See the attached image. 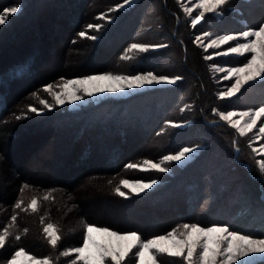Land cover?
<instances>
[{"label": "trees", "instance_id": "1", "mask_svg": "<svg viewBox=\"0 0 264 264\" xmlns=\"http://www.w3.org/2000/svg\"><path fill=\"white\" fill-rule=\"evenodd\" d=\"M39 1L45 7L39 8L38 0H0V14L5 8H19L0 24V234L7 228L0 264H7L20 248L36 258H49L51 264H73L74 256L61 253L82 244L89 224L121 230L120 225L130 222L129 230L143 238L190 223L228 225L240 233L254 229L250 222L256 213L252 210L258 204L264 209L263 177L240 136L218 116L220 98L215 95L208 62L190 31L180 24L174 1L143 0L138 6L111 12L123 0H72L70 15L61 25L66 43L57 47L59 66L47 77L37 71V65L38 58L45 57L40 50L44 52L51 41H42L43 33L37 40L35 35L41 28L47 30L51 23L47 12L64 0ZM148 5L159 18L149 25L142 10ZM139 6L142 8L137 9ZM263 14L253 16L257 19ZM90 24L102 27L79 35ZM93 36L97 38L91 39ZM144 37L149 41H142ZM14 38L22 40L12 43ZM138 42L166 47L129 52L130 45ZM102 51L108 60L83 74L119 69L129 75L152 72L180 79L173 85L74 110L56 109L61 107L50 101L55 109L50 115L29 111L31 107L44 110L40 103L43 88L82 75L76 74L75 65L83 56ZM169 54L175 56L173 62L168 61ZM125 55L130 58L124 59ZM15 82H19L18 88ZM242 106L248 108L250 103ZM138 121L146 125L138 129ZM176 124L182 125L174 127ZM136 130L141 143L131 147L127 140ZM62 138L64 149L56 168L41 155L46 145ZM99 146L105 147L106 154L96 162L93 154ZM184 147L196 148L197 153L182 166L170 165L167 172L127 167L145 160L159 161ZM43 168L48 170L38 172ZM125 178L156 183L139 194L120 196L116 189L121 190L120 180ZM33 198L37 200L35 212L29 207ZM18 201L20 208L15 207ZM102 202L113 211L115 206H133L141 215L133 218L134 213L124 216L121 211L115 213L112 223L93 220ZM70 215L77 221L76 229H66ZM12 216L17 219L13 221ZM47 224L54 225L61 237L55 247L43 232Z\"/></svg>", "mask_w": 264, "mask_h": 264}, {"label": "snow or ice", "instance_id": "2", "mask_svg": "<svg viewBox=\"0 0 264 264\" xmlns=\"http://www.w3.org/2000/svg\"><path fill=\"white\" fill-rule=\"evenodd\" d=\"M133 0H124L125 4H129ZM227 0H199L196 5L201 11L191 21L192 26L195 27L205 13H217L218 9L224 5ZM123 7V5H118ZM115 9H113L114 11ZM187 14H191V8L184 9ZM19 11V8L12 6L5 8L0 14V24L6 22V17L14 15ZM101 25H88V28H95L99 30ZM79 35L84 36L81 32ZM207 35V34H206ZM96 39L97 37H90ZM241 38L244 42H240ZM229 41H236L235 45H229L226 51L221 54H237L245 56L250 53V58L246 57V62H243L241 67H232L226 70V79L236 77L235 82L231 88L221 93V98L227 96L231 97L241 90L246 84L256 82L258 79L264 81V21L253 26L249 30H244L237 35H223L217 39L212 40L207 47L219 48L220 45H227ZM165 45H158L156 47H164ZM150 49L149 45L133 43L130 45L128 51H138L146 53ZM130 57L125 55L124 59ZM211 58V57H209ZM217 71L221 69H216ZM179 77L169 79L164 76L154 75L152 72L141 75H89L80 79L67 80L60 85L61 91L52 93V85H47L45 92L54 95L57 104H64L66 101L75 102L83 98V95L94 96L96 94H103L105 92L116 93L122 92L125 88H140L145 84L153 83H175ZM81 93L83 95H81ZM41 104L45 108H49L45 101L41 100ZM31 112H37L36 107L29 109ZM239 115L241 120L247 117V121L241 126V120H233L232 117ZM264 117V106H260L255 110L235 113L227 112L220 113V118L228 121L233 128H236L240 135L246 132H251L256 128L257 121ZM21 117H17L20 119ZM180 127V125H174ZM258 134H264V126L258 128ZM264 150V145L261 146ZM194 151L191 147H184L174 155H165L161 163H179L187 158L188 154ZM256 149H253L255 152ZM161 163H152L145 160L144 166L148 169H155L160 172H167L169 168L162 167ZM259 169L264 173V160L258 161ZM129 168L140 167L139 165L129 164ZM153 181L152 183H155ZM125 187L130 188L133 192L139 194L145 189L150 188L152 184L136 183L132 184L127 180L120 182ZM23 190V189H22ZM116 192L120 196H125V193L119 188ZM45 199H48L46 196ZM16 208L21 207V202L15 204ZM33 212L37 211V200L33 198L29 205ZM13 221L17 219L12 216ZM43 223V218H41ZM183 231L177 232L173 230L166 235H158L148 240H143L141 236L135 231H128L121 233L118 231H111L106 227H96L94 225H85V234L83 236L82 245L74 248H69L61 253L66 257L74 256L75 261H82L83 264H122L129 253L135 252V264H158V255L167 254L171 257H182L186 264H254L253 257L264 255V238H254L253 234H241L239 230L230 229L228 226H204L201 227L196 224H184ZM27 231V230H25ZM46 234L48 243L55 247L58 240L61 239L57 235V229L52 224H47L43 228ZM7 228L0 234V248L6 245ZM16 240L20 236L15 237ZM199 249V251H197ZM20 257H27L30 264H51L49 258L38 259L35 256L29 255L23 248L16 250L7 264H17ZM195 257V258H194Z\"/></svg>", "mask_w": 264, "mask_h": 264}, {"label": "rangeland", "instance_id": "3", "mask_svg": "<svg viewBox=\"0 0 264 264\" xmlns=\"http://www.w3.org/2000/svg\"><path fill=\"white\" fill-rule=\"evenodd\" d=\"M111 1H114V0H111ZM142 1L143 0H133V2H131L129 4H125L124 0H123V1L118 2L117 4L113 5L110 8V10H111V12L124 11L125 9L130 8L132 6H138V4L141 3ZM173 1L175 3V8L177 10V13L180 14V24L186 26L187 29L190 31L189 33H190L191 38H193L195 40L196 45L201 49V52H202L204 58L208 62V67L210 68V73H211V76H212V79H213V82L215 85V95L220 98V106H219L218 112H217L218 116L220 117L221 112H223V113H227V112L242 113V112L255 110L260 106H264V81H261L259 79L256 82L250 81L248 84H246L244 87H242L239 92H237L235 95H233L231 97L225 96V97L221 98V95H220L221 93L230 89L231 85L235 82V79H236V77H234V76L231 79H226L225 78L227 75L226 70L229 68H232V67L243 66V62H246V57L250 58V56H251L250 53L245 54V56H240L237 54H228V55L221 54L223 51H226V49L228 48L229 45L234 46L236 41H229V43L227 45H220L219 48L207 47V50H206V46L210 45L212 40L217 39L219 36H223V35H237V36H239V33H241V31L249 30L253 26H256V25L260 24L262 21H264V14H263L264 13V0H227V2L224 5H222L220 9H218L217 13H205V16L201 19V21L195 27L192 26L191 21L195 18V16L198 14V12L201 11V9H198L196 7V5L199 3V0H173ZM40 3L41 2L38 0L37 6L39 8L45 7L44 6L45 2L43 4H40ZM71 3H73L72 0H67V1L64 0L63 2H61L59 4L58 8L57 7H55V8L51 7V9L53 11L50 10L51 12H47V15H49V16L46 18L47 22L49 21L51 23L47 24L48 25L47 30H44L45 28H41L40 32H38V35L37 36L35 35V39L37 40V37L39 35H41V33H43V35H44L43 39L44 40H42V41H45V42L49 41V40L51 41V42H48V45H46L44 47V52H43V49L40 50V54H42V55L45 54V57H43L42 59L40 57L38 58V65H37V71H39L40 74H42V76L46 75L45 77H47L48 73L50 74V72H52V70L56 69L59 66V57L57 54V47L59 45H64L66 43L65 33H64V30L62 29L63 26H61V25H62V22H64V20H66L67 16L70 15V13H69L70 6L69 5ZM118 5H123V7H118ZM141 8H142V6H139V8H137V9H141ZM185 8H191L192 9L191 14H187L184 10ZM113 9H115V10L113 11ZM142 10H144L147 14L148 19L146 22L148 25H149L150 21H151V23L158 21L159 18L156 15V12L152 6H150V5L144 6L142 8ZM43 11H48V8L44 9ZM256 12L263 14L262 17H260L261 19L260 18H257V19L254 18L253 15H255ZM58 13H60V14H58ZM100 16H101V18L106 17L103 14H101ZM107 23H109V22H107ZM146 28H147V26H146ZM88 29L89 28L87 26L85 28V30L83 31L85 33V35H87ZM43 30H44V32H43ZM95 30H97V29H95ZM20 40H22V38L21 39L14 38V41H12V43H15V42L18 43ZM145 40L149 41V39L146 37L142 38V41H145ZM240 42H244L242 38H241ZM140 44H144V43H140ZM145 44L149 45L150 49L155 50V49L159 48V47H156L158 45H152V44H148V43H145ZM160 45H165L164 47H166V44H160ZM14 46H16V45L14 44ZM17 53H19V52H17ZM102 53H100V54L94 53L90 56H88V55L83 56L82 61H80L79 63H77L75 65L77 68L75 71L76 74H82V75L68 76V77L60 79L59 82L54 83L52 85V93L60 92L61 91L60 85H62L67 80L80 79V78H83V77L89 76V75H103V74L129 75V74L122 73V70H119V69H114V70H110L108 72H103V73L83 74L87 71L89 72L90 70H93L94 66H96L97 64H100L101 61L105 62L106 60H108V58H106V54H104L103 51H102ZM131 53L132 54H140V52H138V51H131ZM98 55H99V57H97ZM92 56H93V58L91 59ZM94 56H96V57H94ZM174 57L175 56L173 54H169L167 56V58L169 59L168 61L173 62L175 59ZM209 57H211V58H209ZM79 58L81 59V57H79ZM96 58H98V60ZM63 63H64V61L62 62V67L64 66ZM216 69H221V70L217 71ZM73 74H75V73H73ZM141 74H143V73L136 74V75H141ZM144 74H146V73H144ZM153 74L158 75V76H164V75H159V74H155V73H153ZM68 75H70V74L68 73ZM164 77L172 79L171 77H168V76H164ZM173 84L174 83H167V82L153 83L150 85L145 84L143 87H140V88H132V89L125 88L124 91H122V92H116V93L105 92L103 94H96L94 96H87V95H83L81 93V95H83V98L81 100L75 101V102L66 101L62 105L57 104L55 102L54 95L50 94L48 92H45L44 91L45 88H43L41 100L45 101L48 105L51 101L54 106L61 107V108H56V109L61 110L64 108L67 110H74V109H77L78 107L80 108V107L87 106V105L97 104L100 101L106 100L108 98L126 97V96L133 94V93H136V91H143V90L152 89L155 87H162V86L173 85ZM15 85H16V88H18V86H20L19 82H17ZM154 98L155 97L153 96V98H152L153 102L155 101ZM164 100H163V102H164ZM260 100H262V101H260ZM258 101H260V103ZM248 102L250 103V106L248 108H243L242 105H244ZM42 106H44V105L42 104ZM238 107H240V108H238ZM43 108L45 111L43 109H38V111L35 113L41 114V115H43V114L44 115H50L51 112H54L53 110H55V109H53V106H51V105L49 108H45V107H43ZM147 116H148V114H147ZM147 116H142V119L147 121L148 120ZM232 119L234 121L235 120H241L239 115L233 116ZM247 119L248 118L245 117L244 120H241V126H243V124L247 121ZM142 122L138 121V124L136 123L137 124L136 127L138 129L140 127H142V126L144 127L146 125L145 123H142ZM225 122L231 126V124L228 121H225ZM176 125H182V124H176ZM261 126H264V117H262L260 120L257 121L256 128H253L251 132H246L244 135H240L236 128H233L232 126L231 127L237 132V134L240 136L242 141L248 147V151H249L248 154H249L250 158L252 159V161L257 166L260 174L263 177V182H264V173H262L260 171L259 164L257 163L258 161L264 160V150H262V148H261V146L264 145V134H258V128ZM137 132L138 131L136 130V134L135 135H134V133L131 134L129 139L127 140L128 144H130L131 147H136L137 145H139L141 143V142L140 143L137 142V141H139V136L137 138ZM63 140L64 139L62 138V140L59 139L55 142H52V143L46 145L44 147V151H43L41 157L46 159L49 163L55 165V163H57V161L59 160L60 153L64 149L65 140L64 141ZM96 148L95 149L97 151L94 152L93 156H95L94 160L96 162H99V159H101L102 157L103 158L105 157L106 149H105V147H100V146L96 147ZM193 149H194V151L192 153L188 154L187 158L184 159L183 161L179 162V163H176V162L161 163L163 161V157L159 161H151V162L152 163H161L162 167H167V168L171 167L170 165H172V164H177V165L182 166L186 162H188L197 153V149L196 148H193ZM253 149H256V151L253 152ZM171 155H174V154H171ZM136 165L140 166L137 168L145 170V171L155 170V169H148L146 166H144L143 163L136 164ZM39 166H42V165L40 164ZM56 168H58V166H56ZM47 170H48L47 168H43V169H39L38 172H40L41 174H44ZM156 171H158V170H156ZM162 173H164V172H162ZM122 180H127L132 184L143 183V184H152V186L156 183V182L152 183L153 181L134 180V179H126V178L122 179ZM122 180H120V182ZM120 186H121L120 191L124 192L125 194L128 192L133 193V191L130 188L125 187L121 183H120ZM150 188H147L145 190H148ZM134 193H136V192H134ZM110 204L112 205L113 202H111ZM132 207L126 206L123 204L122 206H119V207L115 206V211H113V210H111V207L110 208L106 207L105 204L102 202L99 210L97 212H94L93 220L99 219L100 221L103 220L102 222L107 221V222L112 223L111 220L115 219L116 215L121 211H122V214L124 216H128V214L130 215V213H134L132 215L133 218L134 217L136 218L137 216L141 215V213H139V210L135 209L134 207H133L134 208V210H133ZM252 211H254L256 213V216L254 219L251 220L250 223H254L255 228L250 230L248 233L245 232V233H241V234H253L254 238H264V209L261 208V205L258 204L253 208ZM115 213H117V214H115ZM140 218L142 219L141 216H140ZM143 218H145V217H143ZM192 224L193 223H190L189 225H192ZM67 225L68 226L66 229H68V230H71L73 228L76 229L77 221L75 220V217H73V215H70L69 222ZM196 225H199L201 227H204V226H225V225H221V224H214V225L213 224L212 225L196 224ZM94 226L102 227V226H97V225H94ZM120 226H121L120 227L121 230H115L113 228H111V229L108 228V229L111 231H118L121 233H125L128 231H132L129 229L133 226V224L129 222L126 225L124 224V225H120ZM226 226H228V225H226ZM230 229H232V228H230ZM175 230H177L178 233L182 232L184 230L183 225L179 226ZM172 231L173 230H171L169 232H172ZM169 232H167L165 234H161V235H166ZM155 236H158V235L149 236L147 238H143V237H141V238L143 240H148V239H151ZM197 251H199V249H197ZM134 252H135V249L133 250V253ZM133 253H129V255L126 257L125 261L122 262V264H135L136 258L133 255ZM253 260H254V264H263L264 263V255L255 256V257H253ZM79 263L83 264L82 261H79ZM17 264H30V262L27 259V257H20L18 259ZM158 264H186V261H184L182 257H171V256H168L167 254H162V255H158Z\"/></svg>", "mask_w": 264, "mask_h": 264}]
</instances>
